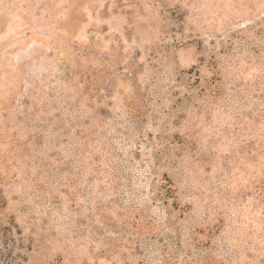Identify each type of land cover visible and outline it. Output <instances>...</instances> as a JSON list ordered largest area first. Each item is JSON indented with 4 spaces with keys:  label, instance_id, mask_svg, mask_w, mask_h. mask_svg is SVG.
Wrapping results in <instances>:
<instances>
[{
    "label": "rangeland",
    "instance_id": "rangeland-1",
    "mask_svg": "<svg viewBox=\"0 0 264 264\" xmlns=\"http://www.w3.org/2000/svg\"><path fill=\"white\" fill-rule=\"evenodd\" d=\"M0 186L27 264H264V0H0Z\"/></svg>",
    "mask_w": 264,
    "mask_h": 264
},
{
    "label": "trees",
    "instance_id": "trees-1",
    "mask_svg": "<svg viewBox=\"0 0 264 264\" xmlns=\"http://www.w3.org/2000/svg\"><path fill=\"white\" fill-rule=\"evenodd\" d=\"M59 68H61V65ZM59 76L60 77H57V80L53 83L54 86L51 92L52 96H50V94L46 98L48 103L52 101L55 108L52 116L50 115V122H53L51 129L57 133L67 129V124L65 122L66 117L70 119V122L75 120L73 115L67 114L68 111L66 108L72 104L67 97L66 89L63 88L64 86L58 84L57 81L62 80L65 86L73 85L81 89H83L84 85L80 80L77 69L70 68V66L66 69L60 70ZM71 92L72 91L70 90L68 94H71ZM62 103H64V105ZM74 108H76V106H74ZM66 114L67 116H65ZM64 139L65 137L63 138V141L65 142ZM48 140L50 141L51 147L56 148L55 141L52 138ZM7 209V198L4 194L3 187L0 186V215L3 216V219L0 216V264H27L28 257L23 246L22 232L13 218L4 216V212H6Z\"/></svg>",
    "mask_w": 264,
    "mask_h": 264
}]
</instances>
